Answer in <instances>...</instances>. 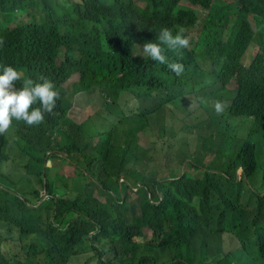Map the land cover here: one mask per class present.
Wrapping results in <instances>:
<instances>
[{
	"label": "trees",
	"instance_id": "obj_1",
	"mask_svg": "<svg viewBox=\"0 0 264 264\" xmlns=\"http://www.w3.org/2000/svg\"><path fill=\"white\" fill-rule=\"evenodd\" d=\"M72 1L0 0V39L4 41L0 44V65L19 62L25 67H35L43 63L47 66L48 77L58 87L72 73L79 72L81 85L87 88L91 57L98 58L102 36L109 46L134 39L129 46L131 55L144 31H137L133 36L124 25L131 24L130 29L134 30L141 24L156 34L173 0H148L146 7H141L137 0ZM190 1L219 3L217 0ZM237 1L242 8L225 11L215 4L209 15L219 19V23L226 19L208 38L223 37L226 26L232 23L228 40H221L217 50L213 48L218 61L225 59L228 63H214L209 68L195 64L189 80L212 79L222 84L217 93L227 106L222 112L220 131L227 137L244 138L235 130L236 125L245 120L238 96L249 83L264 78V53L250 60L244 58L251 43L245 35H252L250 30H245L246 16L250 9L257 7V2ZM17 13L27 15L32 22L8 27L20 16ZM115 13L126 17L118 19ZM61 26H65L64 31ZM258 40L264 41V35ZM90 43L92 48H89ZM180 54L187 56L189 53L181 51ZM128 61L134 67H142L145 63L139 56H129ZM121 72L128 75L124 70ZM233 82L236 90L224 87ZM60 91L53 113H45L43 123L28 126L23 121L13 120V129L0 135V189L5 187L12 197L0 203V208L11 212L10 216H0V231L7 228L11 238L15 234L20 238L22 232H27L28 204L20 196L15 182L17 173L21 175L24 169V175L35 178L41 187L44 172L47 192L61 193L51 204L55 215L47 226L60 221L69 226L63 234L50 237L55 248L73 250L74 255L87 253L75 247L83 243V232L87 235L89 228H100L101 236L109 238L108 245L94 248L87 258L73 264H95L96 261L100 264H264L263 204L253 217L255 231L249 236L244 228V210L232 201L236 188L233 181L228 182V190L217 205L212 202L217 189L215 182L195 188L176 185L165 190L164 183L145 178L139 170L140 161L150 178L149 169L155 170L153 159L142 149L136 135L138 131L144 132V121L133 125L129 137L113 130L97 133L89 123L95 114L82 124L65 117L69 97L63 89ZM135 115L143 113L132 110L127 118ZM101 126L102 121L96 124V128ZM96 134L101 135L97 142L93 140ZM227 143L230 144V139ZM263 145L264 141L249 160L239 163L264 174ZM249 149L250 144L244 143L239 155ZM121 176L126 181L120 182ZM128 177L140 181L141 186L135 191L138 197L134 200L127 193L132 191ZM71 183L85 198L71 197L74 190L63 192ZM95 190L106 197L105 202L93 198ZM145 228L153 231L149 240L145 237ZM212 235L220 237L219 245L210 242Z\"/></svg>",
	"mask_w": 264,
	"mask_h": 264
},
{
	"label": "clouds",
	"instance_id": "obj_2",
	"mask_svg": "<svg viewBox=\"0 0 264 264\" xmlns=\"http://www.w3.org/2000/svg\"><path fill=\"white\" fill-rule=\"evenodd\" d=\"M58 1L63 3L66 0ZM147 1L137 0L141 7H144ZM217 1L219 3L209 4L190 0L171 1L166 16L159 22V31L156 34L141 24L134 30L130 29L131 24L124 25L133 36L137 31H144L139 35L140 43L135 46L131 55L129 46L134 39L123 40L117 45L109 46L102 36V47L98 58L91 57L92 69L87 88L82 87L79 72L72 73L58 87L55 81L48 77L47 66L43 63L35 67H25L19 62L17 65H0V135L9 133L13 129L11 127L13 120L23 121L28 126L43 123L45 113H53L57 105L61 94L60 88L69 97L65 117L75 123L78 122L69 114L75 97L87 92L101 97V107L98 110H106L112 118V126L108 131L113 130L120 136L129 137L133 132V125L144 121V132L138 131L136 135H138V143L146 150L149 158L153 159L155 165L154 171L149 169L150 178V174L144 171L140 161L139 170L145 178L152 181L159 180L160 183L165 184V190L172 189L176 185L195 188L209 181L215 182L217 189L212 195V202L215 205L226 194L228 182L233 181L236 188L232 201L237 206H242L245 215L244 228L250 236L255 231L253 217L261 204L264 215V174L258 173L255 168H246L239 161L249 160L255 149L264 141V78L249 83L238 96L245 120L239 122L235 130L244 138L227 137L220 131L223 121L222 112L227 106L221 94L217 93L222 84L212 79L189 80L195 64L209 68L214 63L222 65L224 62L228 63L225 59L218 61V54L213 48L217 50L221 40L224 42L228 40L232 23L229 22L226 26L223 37L208 38L216 33V26L226 19L219 23V19L211 18L209 15L215 4L225 11H230L231 8L240 9L242 6L237 0ZM255 1L257 7L250 9L246 16L245 30H250L252 34L250 37L245 35L246 39H251L250 48L244 57L246 60L264 53V41L258 40L259 36L264 35V0ZM115 15L118 19L126 17L117 13ZM23 16L27 15L21 14L17 17L21 19ZM131 17L135 20L133 16ZM28 22L32 21L21 24ZM96 27L102 29L100 25ZM61 29L64 31L65 26H61ZM3 43V39H0V44ZM92 47L93 44L90 43L89 48ZM181 51L189 54L183 56L180 54ZM129 56H139L145 63L142 67H134L128 61ZM121 70L126 71L128 75L124 76ZM75 74L78 77L66 84ZM224 87L228 90L237 88L235 82ZM132 110L142 112L143 115L127 118ZM155 124L159 125L158 134L161 136L158 139L152 138L151 146L142 145L140 133L149 135ZM100 138L101 135L98 134L97 141ZM228 139L230 144L227 143ZM196 141L204 148L211 147L215 152L205 153L194 150ZM247 142L250 144V149L239 155L242 145ZM210 154L212 158L205 161ZM261 154L264 157V145ZM179 163L180 168L176 165ZM47 164L51 166L50 162ZM163 166L164 168H161ZM20 172L21 175L18 173L16 175L17 186L24 180L36 183V187L31 192L19 193L28 204V227L25 230L27 232H22L20 238L18 234L11 238L7 228L0 231V264H22L30 256L36 255H42L47 264H73L87 258L93 253L94 248L108 245L109 238L101 236L100 228H89L87 235L81 229L83 243L75 247V249H84L87 253L74 255L73 250L55 248L50 237L54 234H63L69 226V223L62 225L61 221L52 222L47 226L55 215L51 204L53 200L59 199L61 193L47 192L44 172L42 187L35 178L26 177L24 169ZM128 179L132 182V191L127 193L130 199L134 200L138 197L135 191L140 181L134 177ZM119 181H126L125 177L121 176ZM2 188L5 190V187ZM4 190L0 189V192L9 195ZM72 190L74 192L71 197L85 198L72 183L63 192L68 193ZM93 198L106 201V197L98 190L94 191ZM3 210L0 208V216H5ZM46 218L49 220L46 221ZM146 230L152 231V229H144L145 237L149 240L152 236L148 237ZM209 240L212 244L219 245L220 237L212 235ZM115 245L117 246V241ZM96 262L100 264L99 261Z\"/></svg>",
	"mask_w": 264,
	"mask_h": 264
},
{
	"label": "rangeland",
	"instance_id": "obj_3",
	"mask_svg": "<svg viewBox=\"0 0 264 264\" xmlns=\"http://www.w3.org/2000/svg\"><path fill=\"white\" fill-rule=\"evenodd\" d=\"M18 15H21V14L18 13ZM31 20L32 19L27 16H23L21 17V19L20 17H17L14 20V22L8 24V27L12 28L15 25L17 26L21 24V22H27ZM77 77H78L77 74L73 75L72 78L66 82V84H68L70 81L75 80ZM101 100H102L101 97H97L96 95H91L88 92L78 94L75 97V101L72 104V107L70 108V111H69L70 117L73 118L78 123H82L86 121V119L97 110L95 115L92 117L91 121L89 122L91 125V129L96 131L97 133L104 129L105 131H108L112 126V118L106 110H103V109L98 110L101 107ZM101 121H102V126L100 128H96V124ZM158 128H159V125L155 124L153 126L152 132H150L149 135L140 133V138H141L140 143L144 146H151L152 138L158 139L161 136L158 134ZM97 139H98V134L94 136V141L96 142ZM201 145L202 144H200V142L196 141L194 144V147H195L194 150L202 151L205 153L215 152V150H213L210 146H209L210 148H204ZM211 158H212V155L210 154L206 157L205 161H208ZM176 165L179 168L181 167L180 163ZM161 168H164V166ZM164 173H166L165 169H164ZM35 187H36V183L32 181H28V180L22 181L18 186L20 191H27V192H31ZM11 198L12 197L10 195L0 192V203L3 202L4 200L11 199ZM33 198H35V196H33ZM2 213L5 216L11 215V212L8 213L5 210H3ZM146 234L148 237H151L152 231L146 230ZM22 264H47V263L43 259L42 255H36V256H30V258H28L27 261L23 262ZM95 264H97V262Z\"/></svg>",
	"mask_w": 264,
	"mask_h": 264
}]
</instances>
